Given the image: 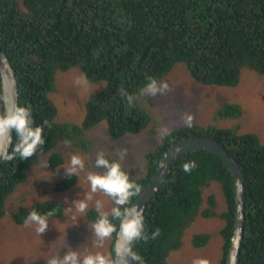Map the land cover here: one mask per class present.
Masks as SVG:
<instances>
[{"label": "trees", "instance_id": "1", "mask_svg": "<svg viewBox=\"0 0 264 264\" xmlns=\"http://www.w3.org/2000/svg\"><path fill=\"white\" fill-rule=\"evenodd\" d=\"M0 49L15 73L19 103L32 108L34 121L45 128V145L28 160L4 161L0 169V219L6 198L24 184L28 170L43 155L65 145L87 152L91 147L88 132L102 121L112 139L137 134L150 121L139 106L138 90L146 77L162 79L183 63L189 76L202 85L234 87L241 71L264 75V0H0ZM77 67L89 82L106 83L85 104V115L78 122L57 119V109L48 95L54 90L56 68ZM125 88L137 98L129 106L120 96ZM1 95V85H0ZM264 100V98H263ZM0 111H3L0 102ZM219 117L238 118L242 109L226 104ZM189 137L218 142L238 163L244 178V231L237 264H264V142L254 133H239L236 128L199 127L174 129L161 144L146 155L145 176L133 180L141 191L151 181L164 152L175 142ZM196 160L198 166L187 173L182 165ZM63 163L52 153L48 165ZM78 182L66 177L53 187L64 192ZM216 182L225 209L215 211L213 196L204 199V190ZM139 195L136 194L132 201ZM206 201V208L202 209ZM52 211L51 218L63 213L58 200L19 207L14 221L24 224L28 213ZM234 190L229 169L216 155L197 151L181 155L172 165L166 181L144 211L149 240L137 241L136 251L145 264H168L170 252L183 244L185 231L198 216L224 221L220 231L224 264L234 227ZM98 213L86 212L93 223ZM117 223L118 220H114ZM160 234L151 239L156 229ZM112 236L110 253L113 255ZM209 233L192 236L191 245L202 248Z\"/></svg>", "mask_w": 264, "mask_h": 264}, {"label": "rangeland", "instance_id": "2", "mask_svg": "<svg viewBox=\"0 0 264 264\" xmlns=\"http://www.w3.org/2000/svg\"><path fill=\"white\" fill-rule=\"evenodd\" d=\"M82 76L77 67L68 70L56 68L54 74V90L48 98L57 109V119L78 122L85 115V104L90 97L102 90L106 83L89 82L82 85L76 81ZM162 80L168 82L170 91L166 95L138 98L139 106L149 115L148 126L137 134H126L119 139H112L107 133L105 121L94 126L87 133L91 147L87 152L61 145L55 151L40 157L36 164L28 170V178L24 184L6 198L4 215L0 219V264H47L52 256H63L69 249L82 254L97 251L109 254L112 237L104 241L102 248L94 247L97 237L92 230V223L86 219L89 209L95 210V200L104 201V211H110L114 205L103 193L93 194L88 210L83 213L66 211L72 201L83 199L90 186L86 179L88 172H99L95 168V159L99 152H104L112 159H118L122 148L128 153L120 161L123 168L130 173L133 180L145 176L147 168L146 155L157 148L162 138L159 129L167 126L172 130L185 127L181 117L191 113L195 119L193 124L199 127L215 126L217 128H236L239 133H254L264 142V75L244 69L239 82L234 87L202 85L195 82L188 74L183 63L176 64ZM226 104L238 105L242 114L238 118L219 117L217 112ZM58 153L63 163L57 167H44L49 163L50 155ZM71 153H78L85 159V169L77 175V184L64 192H54L56 183L65 179L64 171ZM204 199L213 196L216 202L215 211L225 209L223 195L216 182L204 190ZM58 200L63 205V213L58 218H51L49 228L38 234L34 226L19 225L14 215L19 207L30 208L35 204ZM206 201L202 209L206 208ZM75 216V219H73ZM224 221L218 217L203 218L198 216L182 237L183 244L178 250L170 252L166 259L168 264H192L194 258H206L210 264H220L222 257V238L220 231ZM209 233L211 239L202 248H194L191 238L195 234Z\"/></svg>", "mask_w": 264, "mask_h": 264}, {"label": "clouds", "instance_id": "3", "mask_svg": "<svg viewBox=\"0 0 264 264\" xmlns=\"http://www.w3.org/2000/svg\"><path fill=\"white\" fill-rule=\"evenodd\" d=\"M77 84L87 85L86 76L82 75ZM170 91L167 81L151 76L146 77L143 87L138 90L139 96L156 97L166 95ZM120 96L124 98L129 106L134 105L136 96L130 94L125 88H120ZM0 102L5 107L0 111V160L20 161L33 157L45 145V128H51L48 120L41 124H36L33 117L32 108L26 104L18 103L15 98L0 95ZM181 119L186 127L191 128L194 122V115L185 113ZM172 129L164 126L159 129V136L163 139L172 134ZM65 145H70V139H64ZM127 148H122L118 153V159H112L99 152L95 159V168L99 172H88L87 181L90 189L85 193L83 199L72 201V205L66 211L83 214L89 208V201H93V194L103 193L109 197L114 205L110 211H104V201L95 200V210L97 218L92 223V230L97 237L94 247L102 248L104 241L116 233L112 252L104 254L99 251L82 254L79 251L69 249L63 256H52L47 260V264H145L144 259L134 251L137 241L149 240L146 232L144 209L138 206H131L130 200L141 192V187L130 178V173L126 171L120 161L127 156ZM45 163L44 167L47 168ZM198 166L196 160H189L183 163L185 172L191 173ZM85 169V159L78 153H71L69 160L64 166L65 174L68 177L79 175ZM53 212L49 211L41 214L38 210H31L24 219L25 226H34L38 234L45 233L49 228L50 217ZM75 219V216H73ZM114 220H118L114 223ZM160 234L157 228L151 233V239H155ZM192 264H210L206 258H194Z\"/></svg>", "mask_w": 264, "mask_h": 264}, {"label": "water", "instance_id": "4", "mask_svg": "<svg viewBox=\"0 0 264 264\" xmlns=\"http://www.w3.org/2000/svg\"><path fill=\"white\" fill-rule=\"evenodd\" d=\"M0 85L1 95L9 99L15 98L19 103V88L15 73L6 58L5 54L0 49ZM5 105L2 103L4 110ZM207 151L221 159L225 166L229 169L234 190V227L230 240V245L225 256L224 264H237L240 253V244L244 231V208H245V190L244 178L238 163L227 153V151L216 141L202 138L189 137L181 139L172 144L161 157L156 169V173L152 177L147 186L139 193L132 201L131 206H138L144 211L147 204L160 190L161 186L166 181V178L171 170L174 162L181 156L191 152ZM4 161L0 160V169ZM116 239V237H115ZM114 255V254H113ZM129 264H132L129 258Z\"/></svg>", "mask_w": 264, "mask_h": 264}]
</instances>
